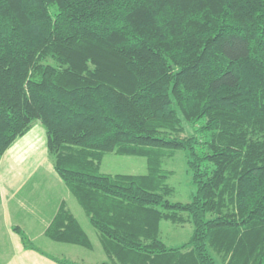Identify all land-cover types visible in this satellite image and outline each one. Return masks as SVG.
I'll use <instances>...</instances> for the list:
<instances>
[{
  "label": "trees",
  "instance_id": "16d2710c",
  "mask_svg": "<svg viewBox=\"0 0 264 264\" xmlns=\"http://www.w3.org/2000/svg\"><path fill=\"white\" fill-rule=\"evenodd\" d=\"M36 122L106 264H264V0H0V158ZM108 154L148 173L102 174ZM162 222L191 240L169 248ZM47 236L90 245L64 209Z\"/></svg>",
  "mask_w": 264,
  "mask_h": 264
},
{
  "label": "crops",
  "instance_id": "0c3cea01",
  "mask_svg": "<svg viewBox=\"0 0 264 264\" xmlns=\"http://www.w3.org/2000/svg\"><path fill=\"white\" fill-rule=\"evenodd\" d=\"M63 209L76 220L89 246L55 242L47 236ZM95 235L99 245L93 243ZM23 237L33 247H27ZM107 262L100 234L56 172L44 127L34 123L0 158V264Z\"/></svg>",
  "mask_w": 264,
  "mask_h": 264
},
{
  "label": "rangeland",
  "instance_id": "374dc122",
  "mask_svg": "<svg viewBox=\"0 0 264 264\" xmlns=\"http://www.w3.org/2000/svg\"><path fill=\"white\" fill-rule=\"evenodd\" d=\"M188 160V153L185 151H178L173 157L163 160L162 168L173 173L167 182L173 190L167 198L171 203H190L196 195L197 188L188 170ZM147 172L148 166L145 158L121 157L113 154L105 157L101 168V173L108 175L143 176ZM193 231L194 227L190 222L184 225H174L170 222L161 224V238L169 248H177L188 243L192 238ZM92 237H94L93 243H98L96 235Z\"/></svg>",
  "mask_w": 264,
  "mask_h": 264
}]
</instances>
